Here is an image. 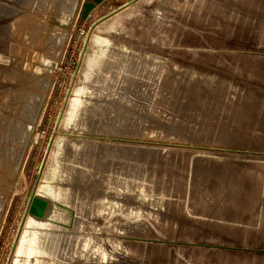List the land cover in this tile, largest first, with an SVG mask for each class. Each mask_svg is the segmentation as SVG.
Segmentation results:
<instances>
[{"label":"rangeland","instance_id":"1","mask_svg":"<svg viewBox=\"0 0 264 264\" xmlns=\"http://www.w3.org/2000/svg\"><path fill=\"white\" fill-rule=\"evenodd\" d=\"M147 1L0 0V264L58 136L96 152L73 230L120 243L114 259L82 263L264 264V0H178L151 29ZM127 11L132 35L104 31ZM91 35L172 70L180 99L164 118L141 115L162 133L60 126ZM122 175L129 190L109 184Z\"/></svg>","mask_w":264,"mask_h":264},{"label":"bare ground","instance_id":"2","mask_svg":"<svg viewBox=\"0 0 264 264\" xmlns=\"http://www.w3.org/2000/svg\"><path fill=\"white\" fill-rule=\"evenodd\" d=\"M177 1L148 0L146 6H156L154 15L149 17L148 28L158 27L161 14ZM137 15L135 11H127L124 17L114 20L119 19V22L125 23L123 26L117 25L118 21L112 22L104 31L132 35L128 31L129 24L136 20ZM90 43L92 49H86L84 53L75 77L77 84L74 83L70 90L60 126L87 130L102 126L122 129L128 134H132L131 130L144 128L149 135L162 133L161 130L145 127L142 116L149 114L164 118L161 108L172 106V101L180 99L177 82L171 77L172 70L161 57L152 56L142 61L135 56L137 52L133 48L109 37L91 35L87 38V46ZM91 155L96 156V152L87 141L67 145L62 136L55 137L47 154V169L42 171V181L37 185L23 221L11 264H84L82 261L89 262L92 257L103 262L116 257L115 251L120 248V243L113 242L111 234H102L99 229L89 233L73 230L84 202L77 184L94 171L89 163ZM122 176L126 179L117 183L109 180V184H112L111 187L113 184H126L116 187L129 190L131 177ZM74 237V257L69 262L62 254ZM105 242H110L112 248H108Z\"/></svg>","mask_w":264,"mask_h":264},{"label":"water","instance_id":"3","mask_svg":"<svg viewBox=\"0 0 264 264\" xmlns=\"http://www.w3.org/2000/svg\"><path fill=\"white\" fill-rule=\"evenodd\" d=\"M91 31H92V28H91ZM90 31V32H91ZM86 48V47H85ZM85 48L83 49V51H82V55H84V51H85ZM82 57V56H81ZM80 61H81V59H80ZM61 115H62V113H61ZM61 117V116H60Z\"/></svg>","mask_w":264,"mask_h":264}]
</instances>
